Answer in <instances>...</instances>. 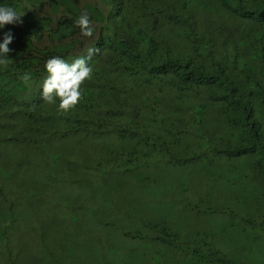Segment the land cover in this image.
<instances>
[{"label": "trees", "instance_id": "trees-1", "mask_svg": "<svg viewBox=\"0 0 264 264\" xmlns=\"http://www.w3.org/2000/svg\"><path fill=\"white\" fill-rule=\"evenodd\" d=\"M0 6L22 16L0 29V43L13 34V62L0 65V264H156L140 255L149 253L141 240L166 246L170 264H264V0ZM82 13L91 37L75 24ZM88 48L99 52L80 102L68 112L59 98L46 103V61L72 63ZM155 167L197 176L163 188L154 209L181 214L200 200L188 207L202 225L193 241L139 216L149 207L135 192L152 188ZM223 167L236 173L232 250L202 237L218 212L200 207L203 187L218 184Z\"/></svg>", "mask_w": 264, "mask_h": 264}, {"label": "rangeland", "instance_id": "rangeland-1", "mask_svg": "<svg viewBox=\"0 0 264 264\" xmlns=\"http://www.w3.org/2000/svg\"><path fill=\"white\" fill-rule=\"evenodd\" d=\"M172 172L173 173L170 177L167 173L162 174L161 169L156 170V167L153 168L154 174L152 172L150 173V176L154 181L152 188H149L148 191L141 190L137 193L135 192L136 197L140 201L147 204V206L149 207L148 210H146V207H143V209L139 211V216H141L142 219L147 220L152 224L162 221L166 222L167 225L173 224L175 226H179L180 232L182 234V239L186 240V242L193 241V238L195 239L194 236L199 232V228L202 225H198L197 223H195V220L193 218L188 217V214L190 212L188 207L195 205L194 202L200 203V200H195V197L190 198V200H188L187 202V207L182 209L181 214L173 213L175 211L166 212L165 208L158 211L154 210L155 207L158 206V204L156 203V199L162 193L163 188L167 190L169 186H175L177 180L183 182L186 178H189V183H191L194 180V177H197L196 175L193 176V174H190L188 176L187 173L189 171H186L185 168L184 170L173 169ZM220 172L224 175V178H222L218 184H210L203 187L204 191L210 196L204 197L203 201L200 204V207L204 209L211 208L218 212L210 214L206 217V230L209 229L210 231L208 233H206L205 231L207 237H204V234L202 237L203 239H212L214 241L213 246L217 249L232 250L233 248H236V233L233 229L228 228V226L231 223H234L231 212H234L235 207L237 206L232 204L233 199L230 200L229 196L235 192L234 188L230 186V182H232V179H234L236 173L234 171L227 170L226 167H223ZM220 188L222 189L218 190ZM216 190L217 192H224L227 197H223L221 195V197H216ZM162 197L163 196H161V199ZM147 233L151 235L152 230L148 229ZM99 234H103V232H94V236L96 237ZM213 234H215L213 236L214 239L211 237V235ZM165 247L166 246H162L161 244L153 246L152 242L148 243L146 242V240H141V248H149V253L140 252V255L144 254L143 257L145 259H148L149 261L154 260L156 264H170L169 258L172 257L173 252L171 251L168 254L167 251L164 249ZM183 264H195V261L188 260L187 262H183Z\"/></svg>", "mask_w": 264, "mask_h": 264}, {"label": "clouds", "instance_id": "clouds-1", "mask_svg": "<svg viewBox=\"0 0 264 264\" xmlns=\"http://www.w3.org/2000/svg\"><path fill=\"white\" fill-rule=\"evenodd\" d=\"M21 15L12 7L0 6V29L6 25L21 23ZM76 26L80 29L81 34L85 37H91L94 32L92 21L87 13H82L75 21ZM13 42V34L5 33L3 42L0 43V65L7 66L13 61L8 58L12 51L9 45ZM99 49L88 48L87 56L75 58L72 63L60 57H52L45 63V70L48 73L43 81L42 99L48 104H55L59 98V109L68 112L73 109L81 100V84L91 77L93 69L89 66L88 61ZM25 83L31 80L30 73L25 72L21 76Z\"/></svg>", "mask_w": 264, "mask_h": 264}]
</instances>
